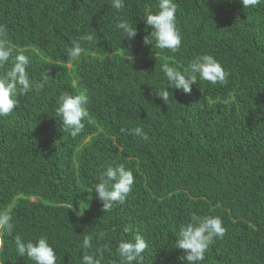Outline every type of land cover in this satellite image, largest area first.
Here are the masks:
<instances>
[{
    "label": "trees",
    "instance_id": "obj_1",
    "mask_svg": "<svg viewBox=\"0 0 264 264\" xmlns=\"http://www.w3.org/2000/svg\"><path fill=\"white\" fill-rule=\"evenodd\" d=\"M176 3L182 43L173 53L143 44L158 0H125L122 11L111 0H0V23L30 57V78L49 75L0 117V212L14 224L0 230V264H35L17 255V235L46 237L57 264H81L102 246L111 248L102 264H121L118 243L136 234L149 245L142 264H187L175 239L193 214L219 216L226 229L200 264H264V4ZM121 18L136 27L132 40L116 30ZM89 33L97 44L82 42L68 60L66 49ZM202 54L229 72L227 84L168 88V105L155 95L166 84L162 64L183 71ZM84 89L90 122L73 138L55 108L60 95ZM136 126L148 139L130 134ZM119 164L133 171V190L104 211L94 187Z\"/></svg>",
    "mask_w": 264,
    "mask_h": 264
},
{
    "label": "clouds",
    "instance_id": "obj_2",
    "mask_svg": "<svg viewBox=\"0 0 264 264\" xmlns=\"http://www.w3.org/2000/svg\"><path fill=\"white\" fill-rule=\"evenodd\" d=\"M240 2L244 9L264 4V0H240ZM111 7L122 11L125 8V0H111ZM177 9L176 0H158V11L148 13L143 19L146 25L152 27L151 33L143 38L145 46L151 45L153 48V41H155V47L158 49H167L173 53L179 50L182 36L177 25ZM115 27L122 38L132 40L137 35L136 27L124 18H121ZM8 37L7 25L0 23V70L11 65L6 71H0V117L11 114L19 106V96L26 95L34 89H42L49 77L46 73L43 77L44 82L40 83L31 79L28 70L30 57L23 50L11 45ZM82 42L97 44L98 39L95 33H89L82 35L78 41H73L72 45L66 49L68 60L74 61L81 56ZM161 71L166 78V84L155 90V95L167 105L171 101L168 88L175 87L190 93L197 81L204 80L212 85L223 86L227 84L229 76V72L223 65L210 54L197 55L189 67L183 71L169 64H162ZM88 104L89 96L86 89L76 95L65 93L59 96L55 117L73 138L84 131L86 122H90ZM129 132L145 140L148 139L141 126L131 128ZM134 182L135 177L131 169L125 168L122 164L107 166L101 172L94 187L97 198L102 202L103 210H111L116 203H123L132 192ZM78 213L83 215V211ZM0 230L7 232L14 230L12 217L6 212H0ZM124 231L132 232L131 226L125 227ZM225 231L219 216L201 217L193 214L190 222L179 227L175 247L181 249L183 255L178 259L186 261L187 264H200L210 245L216 238H222ZM92 239L91 235L84 236L85 250L93 247ZM2 245L3 241H0V246ZM15 245L18 256L27 257L35 264H57V254L46 237L41 236L35 241H25L17 235ZM148 246V242L141 235L136 234L132 239L121 240L116 252L121 264H142V254ZM105 251L111 252V248L97 247L95 254L85 252L81 264H102Z\"/></svg>",
    "mask_w": 264,
    "mask_h": 264
}]
</instances>
